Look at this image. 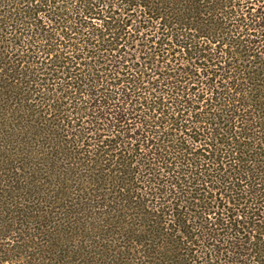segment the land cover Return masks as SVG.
Wrapping results in <instances>:
<instances>
[{
  "label": "trees",
  "instance_id": "16d2710c",
  "mask_svg": "<svg viewBox=\"0 0 264 264\" xmlns=\"http://www.w3.org/2000/svg\"><path fill=\"white\" fill-rule=\"evenodd\" d=\"M0 264H264V0H0Z\"/></svg>",
  "mask_w": 264,
  "mask_h": 264
}]
</instances>
